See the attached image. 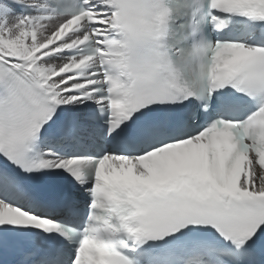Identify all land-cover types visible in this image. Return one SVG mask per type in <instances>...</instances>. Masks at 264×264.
<instances>
[{"label": "snow or ice", "instance_id": "1", "mask_svg": "<svg viewBox=\"0 0 264 264\" xmlns=\"http://www.w3.org/2000/svg\"><path fill=\"white\" fill-rule=\"evenodd\" d=\"M0 264H264V0H0Z\"/></svg>", "mask_w": 264, "mask_h": 264}]
</instances>
